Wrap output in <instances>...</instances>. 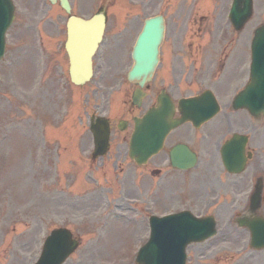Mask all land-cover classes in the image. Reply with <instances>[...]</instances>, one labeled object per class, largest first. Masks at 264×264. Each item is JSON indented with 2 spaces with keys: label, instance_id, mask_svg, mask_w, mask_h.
<instances>
[{
  "label": "rangeland",
  "instance_id": "rangeland-1",
  "mask_svg": "<svg viewBox=\"0 0 264 264\" xmlns=\"http://www.w3.org/2000/svg\"><path fill=\"white\" fill-rule=\"evenodd\" d=\"M211 2L214 7L219 4L217 14L207 4L199 12L208 14L211 22L215 18L214 33L221 26L226 33L222 41L249 45L251 29L264 22V0H255L254 15L239 33L226 21L232 0ZM39 3L35 8L24 4L30 12L18 9L0 62V256L11 253L14 264L33 263L46 236L55 228L68 227L81 244L66 264H136L149 225L145 219L128 224L121 216H136V209L120 213L110 209L116 192L103 175L112 176L113 163H93L82 152L85 148L76 145L74 137L86 121L87 97L82 93L78 98L82 89L65 79V62L59 67L42 63ZM98 7L97 2L94 9ZM202 38L192 35L191 41L201 44ZM97 98L92 95L91 101ZM250 249L248 230L219 226L213 239L188 247V264H264V249Z\"/></svg>",
  "mask_w": 264,
  "mask_h": 264
},
{
  "label": "flooded vegetation",
  "instance_id": "flooded-vegetation-1",
  "mask_svg": "<svg viewBox=\"0 0 264 264\" xmlns=\"http://www.w3.org/2000/svg\"><path fill=\"white\" fill-rule=\"evenodd\" d=\"M190 2L103 0L106 31L94 59L96 70L90 83L95 85L86 89L87 93L91 90L93 94H98L100 102L94 104L98 108L96 112L95 108L86 112L85 134L76 136L90 159L131 162L128 146L135 126L134 119L156 105L161 95H170L177 102L182 96L190 94L191 88H198L200 91L197 93L211 90L215 96H227L233 84L248 72L245 44L235 55L234 47L237 45L232 42H204L199 45L190 42L187 35L189 23L194 17ZM71 3V14L81 18L89 19L99 12L92 10L94 0H71ZM75 6L81 9L75 10ZM155 15L165 17L167 33L161 47L160 67L152 81L142 87L139 80L128 79V71L134 64L133 50L143 24ZM69 17L70 14L65 11L47 12L45 25L53 33L46 41L61 40L63 35L66 40ZM44 51L45 61L50 65L60 56L48 53L46 48ZM64 52L68 58L66 49ZM136 90L142 93V97L135 99ZM223 109V121L213 119L201 124L180 123L166 136L162 149L146 164L138 165L132 161L133 169L131 166L127 171L122 169L125 176L130 175L133 188L128 189L127 195L117 196L115 208L129 206L126 199H136L138 204L135 207L150 206L148 209H155L156 205H164L165 211L190 209L198 215L213 212L225 226H236L239 211L250 207L256 184L261 182V210H264V123L256 122L246 109L234 110L232 103L223 106ZM99 114L110 123L108 151L101 157L95 156L92 130V122ZM235 134L247 137L245 156L248 160L242 172L228 171L223 162L222 147ZM191 151L197 156L193 168L173 165V160L181 163L188 161ZM8 254L9 257L0 256V264H14L12 254Z\"/></svg>",
  "mask_w": 264,
  "mask_h": 264
},
{
  "label": "water",
  "instance_id": "water-1",
  "mask_svg": "<svg viewBox=\"0 0 264 264\" xmlns=\"http://www.w3.org/2000/svg\"><path fill=\"white\" fill-rule=\"evenodd\" d=\"M63 5L69 7L65 0ZM252 14V0H235L232 8L233 23L240 29ZM13 6L10 0H0V58L5 49V32L13 21ZM85 26V24L83 25ZM70 40L68 49L71 56L70 73L76 84H83L92 75V55L103 32V24L94 21L89 24L88 34L91 39H83L73 23L70 24ZM164 30L161 17L147 20L135 49L136 64L130 72V78L151 76L158 60V45ZM83 39V40H82ZM87 45V47H86ZM253 75L252 82L247 89L239 94L234 104L236 107H247L256 117L264 115V25L257 29L253 41ZM170 106L164 104L161 109L152 110L139 123L143 129L142 135L135 133L131 142V156L138 161L145 160L161 145L162 139L170 126L175 122L163 110ZM216 107L206 114L211 117ZM196 114H187L186 119L196 121ZM201 119V120H202ZM97 132L98 149H104L108 141V129L105 126L102 133ZM153 132V134H152ZM159 134L158 136L154 134ZM152 137H158L157 140ZM232 147L225 148L224 156L228 167L231 168L233 155ZM103 151V150H102ZM238 155H243L238 151ZM209 224L198 221L188 213L152 219L151 237L141 249L137 262L139 264H185L186 245L193 240H202L204 237L216 233L215 221L209 218ZM253 232L254 247L264 246V218H258L248 224ZM78 242L72 238L69 230L60 228L54 230L47 238L45 249L36 264H61L67 256L76 249Z\"/></svg>",
  "mask_w": 264,
  "mask_h": 264
}]
</instances>
